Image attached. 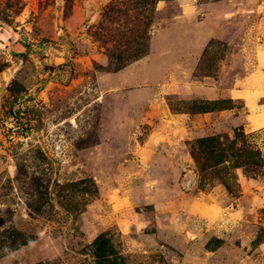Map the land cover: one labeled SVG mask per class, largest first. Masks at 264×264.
<instances>
[{"label":"rangeland","instance_id":"obj_1","mask_svg":"<svg viewBox=\"0 0 264 264\" xmlns=\"http://www.w3.org/2000/svg\"><path fill=\"white\" fill-rule=\"evenodd\" d=\"M9 227L0 264H264V0H0Z\"/></svg>","mask_w":264,"mask_h":264},{"label":"trees","instance_id":"obj_2","mask_svg":"<svg viewBox=\"0 0 264 264\" xmlns=\"http://www.w3.org/2000/svg\"><path fill=\"white\" fill-rule=\"evenodd\" d=\"M155 2L157 0H154ZM114 8V7H113ZM5 21L9 24H11V21L9 19H5ZM149 27V26H147ZM138 48L137 53L134 55V57L140 56L142 53L145 52L148 47V41L145 37H141L138 42ZM120 54V53H119ZM112 57L115 54H111ZM126 62H130L132 58L126 57ZM125 64H120L119 67H122ZM211 110L210 107H199L198 111H209ZM4 116H8V113H5ZM28 126V125H27ZM28 131L30 130V126L27 127ZM216 139L214 137H203L200 138L199 141V147L203 152H206L209 156L207 157V164H210V160L212 159V156L216 155L218 150L222 148V143L219 141H215ZM219 154L221 152H218ZM258 151L252 150L250 152L251 157H253L254 154H257ZM195 158L197 156L195 155ZM199 161V159L197 158ZM220 161H223V158L220 157L219 160L216 162L218 164ZM249 162H246V164ZM206 164V165H207ZM213 165V162H212ZM5 229V228H4ZM0 232V252L1 249H4L2 255L8 254L10 251L16 250L20 248L23 245L28 244L30 241L33 240V235L27 234L15 227H9L8 229ZM93 250H94V257L96 259V264H125V261L122 257V255H119V252L114 248L113 241L109 238H107L106 234L103 233L99 235L92 244ZM2 247V248H1ZM40 264V263H37Z\"/></svg>","mask_w":264,"mask_h":264},{"label":"crops","instance_id":"obj_3","mask_svg":"<svg viewBox=\"0 0 264 264\" xmlns=\"http://www.w3.org/2000/svg\"><path fill=\"white\" fill-rule=\"evenodd\" d=\"M188 128L191 129V130H189L190 132L194 133V129L192 126H189Z\"/></svg>","mask_w":264,"mask_h":264}]
</instances>
